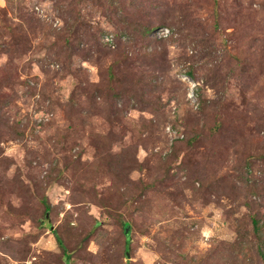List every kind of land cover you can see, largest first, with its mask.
Here are the masks:
<instances>
[{
    "label": "rangeland",
    "instance_id": "rangeland-1",
    "mask_svg": "<svg viewBox=\"0 0 264 264\" xmlns=\"http://www.w3.org/2000/svg\"><path fill=\"white\" fill-rule=\"evenodd\" d=\"M262 257L264 0H0V264Z\"/></svg>",
    "mask_w": 264,
    "mask_h": 264
},
{
    "label": "trees",
    "instance_id": "trees-1",
    "mask_svg": "<svg viewBox=\"0 0 264 264\" xmlns=\"http://www.w3.org/2000/svg\"><path fill=\"white\" fill-rule=\"evenodd\" d=\"M145 32H149V29L146 30ZM186 75L193 76L192 71H191V70H188L187 73H186ZM253 223H254L255 225H257L258 221L254 219ZM126 227H127V226H126ZM54 235L56 236V238H57L59 244H61L62 241H61L60 237H59L56 233H54ZM130 241H131L130 238H128V244H130ZM262 258H263V261H264V257H262Z\"/></svg>",
    "mask_w": 264,
    "mask_h": 264
},
{
    "label": "water",
    "instance_id": "water-1",
    "mask_svg": "<svg viewBox=\"0 0 264 264\" xmlns=\"http://www.w3.org/2000/svg\"><path fill=\"white\" fill-rule=\"evenodd\" d=\"M126 231L129 232V229H127Z\"/></svg>",
    "mask_w": 264,
    "mask_h": 264
},
{
    "label": "built area",
    "instance_id": "built-area-1",
    "mask_svg": "<svg viewBox=\"0 0 264 264\" xmlns=\"http://www.w3.org/2000/svg\"><path fill=\"white\" fill-rule=\"evenodd\" d=\"M108 39V41H109V38H107Z\"/></svg>",
    "mask_w": 264,
    "mask_h": 264
}]
</instances>
